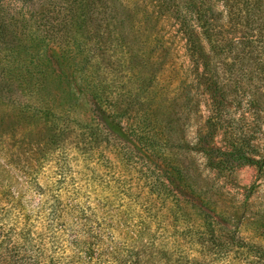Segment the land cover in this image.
<instances>
[{"label": "rangeland", "instance_id": "obj_1", "mask_svg": "<svg viewBox=\"0 0 264 264\" xmlns=\"http://www.w3.org/2000/svg\"><path fill=\"white\" fill-rule=\"evenodd\" d=\"M261 31L264 0H0V264H264Z\"/></svg>", "mask_w": 264, "mask_h": 264}, {"label": "trees", "instance_id": "obj_2", "mask_svg": "<svg viewBox=\"0 0 264 264\" xmlns=\"http://www.w3.org/2000/svg\"><path fill=\"white\" fill-rule=\"evenodd\" d=\"M206 12V8L203 7V4H195L193 7L189 8V7H185V12ZM248 39H250L252 42L253 40H256L260 43V54L262 56L261 61L264 63V32H258L255 35L250 34L249 37H247ZM240 40L243 41V35H241ZM254 160V159H253ZM252 160V161H253ZM160 183L163 184V182L161 181ZM207 213H205V216L203 217V223L205 224V228L209 229L211 231V234L213 235L214 232H216L218 228V225L216 224V222L212 219V217ZM206 218H210V220L206 219ZM12 259V261L15 264H18V262H22V264L24 263L25 258H21L20 255H15V257L11 256L9 257ZM28 263V262H27ZM33 264H43L42 261H35L33 260ZM45 264H49V263H45Z\"/></svg>", "mask_w": 264, "mask_h": 264}]
</instances>
